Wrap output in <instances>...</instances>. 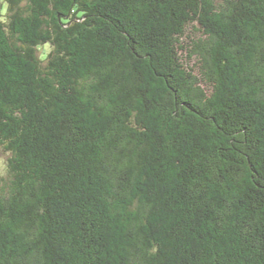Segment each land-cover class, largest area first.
Listing matches in <instances>:
<instances>
[{
	"label": "trees",
	"instance_id": "trees-1",
	"mask_svg": "<svg viewBox=\"0 0 264 264\" xmlns=\"http://www.w3.org/2000/svg\"><path fill=\"white\" fill-rule=\"evenodd\" d=\"M0 152V264H264V0H0Z\"/></svg>",
	"mask_w": 264,
	"mask_h": 264
},
{
	"label": "rangeland",
	"instance_id": "rangeland-1",
	"mask_svg": "<svg viewBox=\"0 0 264 264\" xmlns=\"http://www.w3.org/2000/svg\"><path fill=\"white\" fill-rule=\"evenodd\" d=\"M198 28L199 26L196 25ZM190 33L192 36L195 37H203V33L201 29H190ZM42 53H48L49 52V46H45L41 48ZM195 61L193 60L190 65H193ZM7 179V156L0 152V183H3Z\"/></svg>",
	"mask_w": 264,
	"mask_h": 264
}]
</instances>
